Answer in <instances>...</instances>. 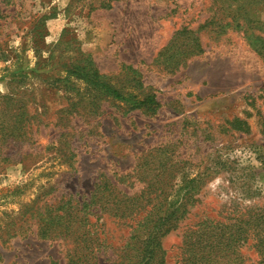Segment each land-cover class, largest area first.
Segmentation results:
<instances>
[{
	"label": "rangeland",
	"instance_id": "374dc122",
	"mask_svg": "<svg viewBox=\"0 0 264 264\" xmlns=\"http://www.w3.org/2000/svg\"><path fill=\"white\" fill-rule=\"evenodd\" d=\"M213 3L0 0V264H69L73 239L39 228L70 211L107 239L98 264L121 262L130 228L100 206L88 215L92 193L105 176L140 192L170 157L211 175L161 239L165 264L204 218L264 208V8L237 26ZM146 94L155 104L138 106ZM252 245L241 251L258 264Z\"/></svg>",
	"mask_w": 264,
	"mask_h": 264
},
{
	"label": "trees",
	"instance_id": "16d2710c",
	"mask_svg": "<svg viewBox=\"0 0 264 264\" xmlns=\"http://www.w3.org/2000/svg\"><path fill=\"white\" fill-rule=\"evenodd\" d=\"M232 1H235L234 6ZM213 2L217 10L222 9L228 16L232 15L228 24L247 26L252 22L262 21L257 17V13L264 8V0H253L251 6H247L246 0ZM184 32L187 30L184 29L178 34ZM192 39L194 44H190L187 51L189 53L201 51L197 39ZM94 74L99 83L100 79L105 78L97 70H94ZM102 86L109 87L104 80ZM113 93L120 96L117 90H113ZM137 103L138 106L152 107L155 104V96L146 94L145 98ZM156 106L157 103L154 108ZM86 107L81 108L90 113L96 111ZM233 123L246 124L239 118ZM17 130L16 126H12L11 138L26 141L23 138L27 134L18 133ZM30 131L32 130L29 129L28 133ZM186 163L187 160L176 157L174 160L170 157L168 164L164 163L162 166L166 167L164 170L151 175L148 179L146 177L147 184L140 192L124 190L118 182L105 176L106 181L92 193L94 200L87 209L88 215L94 216L95 210L100 206L109 216L125 220L130 228L131 234L125 248H129L132 253L124 255L123 262H126L124 260L126 259L128 264H152L160 249L157 264H165V250L162 248L161 239L175 230L179 221L187 218L191 208L199 202L198 195L206 178L211 175L206 171L191 174L187 171ZM57 217L39 228V233L43 237L50 235V238H56L62 235L63 239L66 237L73 239L75 250L69 255V264H98L99 253L106 248L107 239L101 236L102 232L98 233L94 228V224L97 223L91 221L89 216L81 217L76 211L58 214ZM231 220L233 221L229 223L228 219L222 221L208 216L197 223L196 227L189 228L184 234L183 256L179 264H255L241 251L243 245L249 242H253L252 246L257 250L258 264H264V208L251 209L247 213L240 211L239 215ZM83 222L89 223L88 226L81 225ZM118 262L122 264L115 260V264Z\"/></svg>",
	"mask_w": 264,
	"mask_h": 264
}]
</instances>
